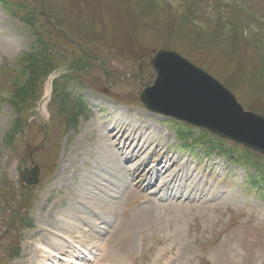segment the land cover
I'll list each match as a JSON object with an SVG mask.
<instances>
[{
  "label": "rangeland",
  "instance_id": "374dc122",
  "mask_svg": "<svg viewBox=\"0 0 264 264\" xmlns=\"http://www.w3.org/2000/svg\"><path fill=\"white\" fill-rule=\"evenodd\" d=\"M162 49L264 115V0H0V264L41 260L63 211L84 219L85 238L71 228L82 264H264V155L147 109ZM140 135L156 141L124 159L113 192ZM167 160L203 194L160 190L171 177L149 170ZM34 165L38 183L21 186Z\"/></svg>",
  "mask_w": 264,
  "mask_h": 264
},
{
  "label": "water",
  "instance_id": "95a60500",
  "mask_svg": "<svg viewBox=\"0 0 264 264\" xmlns=\"http://www.w3.org/2000/svg\"><path fill=\"white\" fill-rule=\"evenodd\" d=\"M152 65L156 79L140 94L147 109L264 155V115L245 110L224 84L178 52L159 50ZM38 176L35 166L20 181L33 184Z\"/></svg>",
  "mask_w": 264,
  "mask_h": 264
},
{
  "label": "bare ground",
  "instance_id": "6f19581e",
  "mask_svg": "<svg viewBox=\"0 0 264 264\" xmlns=\"http://www.w3.org/2000/svg\"><path fill=\"white\" fill-rule=\"evenodd\" d=\"M50 91H51V83L48 84V87H47V90H46V95H45V98H44L42 104H44L47 101V99L49 98ZM122 118L123 117H120V119H122ZM114 121L115 120H108V122L105 125H103L105 127V129H106L107 132L114 131V128H117V126H118V122L121 124L120 121H115L116 123H114ZM114 124H115V126H114ZM132 135L133 134H130L127 137H129V138L130 137L136 138L134 135L133 136ZM129 138H127V140ZM155 141H156V138L155 137H149L148 136L147 139H144V138L141 139V135H140L139 142H142L143 143L142 144V147H141V150H138V152H136V148H133L129 152V154L126 156V158H124L122 155L126 152V150L129 147H132V144L133 143L132 144H130V143L129 144L123 143L122 147L120 148V158H119V161H118V164H117L118 167L112 168V173H111V178L112 179L108 178V180L110 179L111 181H114V184L115 185H116L117 182H120L119 186L116 185V187H114L113 189H111V190H113V192H116L115 189L117 187L119 188L121 186V182H123V181H121V179H122V177H125V174H124L125 168L123 166L124 159H125V162H126V160L128 161L130 159H134V158L140 157L142 155L141 153H143L142 152L143 151L142 148L145 147V144L147 142H149V143H151V142L152 143H155ZM115 150L116 149H114V151ZM169 161L170 160L164 161L163 164H161V165L158 164L159 166L155 165L154 168H152V169L149 170V172L152 173L153 176H157L160 179L167 178L169 176L171 177L170 180L164 182V184L162 185V188H160V190L162 189V190H164L167 193L169 190L175 191V188H176V191H177L176 194H179V192H181L185 188V189H189V190L191 189L192 192H198V191H200V193H198V194H199V196L202 195L203 194V190H201V187L200 186H199L200 188L197 186L199 184L198 183H195V179H193V181L191 180V183H190V182H187L188 177L186 178V180H183L184 176L186 177V175H180L179 172L178 173L170 174V168H171L172 164ZM143 165H144V163L142 164V166ZM184 174H187V173L185 172ZM193 175L194 174L192 173V176ZM104 176H103V178H107V177H104ZM190 178L188 180H190ZM194 178H196V177L194 176ZM101 180H103V179H101ZM151 182L152 181H150V183ZM123 183H125V182H123ZM150 183H149V186H151V185H155L156 186L158 184V180H155L151 184ZM191 194H190V196H191ZM200 200H202V199H200ZM91 207H93V206H91ZM94 209L96 211L99 210L96 206L94 207ZM56 210L57 209L55 207L54 210H53V212H51L49 214L50 215H53L54 212H56ZM64 212L65 211H63V213H61L60 216L57 217L58 219H56V221H55L56 228L55 227L54 228L56 229V231L58 233L56 232L55 233V236L53 238H51V239L49 238L50 240L47 239L46 241H43V245H45V247H43V245H42V247L40 246L39 247V251H38V253H41L42 252L43 254H40V255L36 254L37 257L38 256L39 257L41 256L42 259L41 260L39 259V261L36 262L35 264H49L50 263L49 261H51V263H52V262H54V259L55 258H60L61 260H64V261H67V262H71L73 264H82V262L78 261L77 259L70 257L71 255L76 256L77 258H79L80 256H82V254H78L77 253L78 252L77 250H79L78 249L79 246H77V244L74 243L75 236L72 235L73 234L72 233L73 231H72L71 228L72 227L78 228V230H79L78 232L81 233L82 237L85 238V236L82 234L83 232L80 231V230H82V229H80V226L82 225V221L84 219H82V220L76 219L74 217H71L70 212H68L66 214ZM74 219L76 221H74ZM96 219H98V218H96ZM96 219H93V217H89V219H87V220H89L93 224L92 225L90 223L95 229H98V231L101 232V230L99 229L100 228V225L98 223V220L99 219L98 220H96ZM48 226H50V224H48ZM101 228L104 229L105 227L103 226ZM90 235H94V234H90ZM57 236L60 237V239H56ZM183 237H185V236H180L179 240L181 238H183ZM185 240H186V243H189L190 242V239L187 238V237H185ZM183 241L184 240H182V243H183ZM79 242H83V244H80V245H86L87 240L86 239H82V241H79ZM89 242H91V241H89ZM88 247L89 248L92 247V249H95V250H99L100 249L99 245L96 244V245L93 246V243H91V244L89 243L88 244ZM176 248L180 249V247H175V249ZM84 254H87V253H84ZM89 254L83 256V258H86V257L88 258ZM61 255L68 256L70 258V260L69 259H63V256H61ZM31 259H33V258L31 257ZM97 262H98V260H97ZM97 264H99V263H97Z\"/></svg>",
  "mask_w": 264,
  "mask_h": 264
},
{
  "label": "trees",
  "instance_id": "16d2710c",
  "mask_svg": "<svg viewBox=\"0 0 264 264\" xmlns=\"http://www.w3.org/2000/svg\"><path fill=\"white\" fill-rule=\"evenodd\" d=\"M47 74V73H46ZM58 82V81H57ZM57 82L55 83V88H56V84H57Z\"/></svg>",
  "mask_w": 264,
  "mask_h": 264
}]
</instances>
